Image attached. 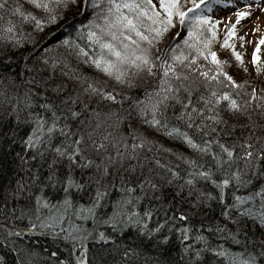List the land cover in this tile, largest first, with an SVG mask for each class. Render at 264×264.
<instances>
[{
	"label": "snow or ice",
	"instance_id": "snow-or-ice-1",
	"mask_svg": "<svg viewBox=\"0 0 264 264\" xmlns=\"http://www.w3.org/2000/svg\"><path fill=\"white\" fill-rule=\"evenodd\" d=\"M238 2L243 67L264 0H0V264H264V33L259 86L211 48Z\"/></svg>",
	"mask_w": 264,
	"mask_h": 264
},
{
	"label": "rangeland",
	"instance_id": "rangeland-1",
	"mask_svg": "<svg viewBox=\"0 0 264 264\" xmlns=\"http://www.w3.org/2000/svg\"><path fill=\"white\" fill-rule=\"evenodd\" d=\"M185 6H190L188 4V0H183ZM238 7H242L241 3H236L234 6L230 5H216L213 7L211 13V17L217 21H219L218 25L216 26L217 31V38L213 41L211 48L218 50L219 58L225 60L226 63L229 61V65L224 64V69L229 72L230 75L237 80L242 79L246 74L243 72V67H247L249 69L250 78H254V83L257 84L260 78L256 77V74L252 71L251 67V52L253 47L255 46L257 38L264 33V13L260 12L259 10H251V14L247 17H244L240 20L239 24L237 25V36L243 35L245 38V43L243 47L240 46V41L236 39V37L231 38V42L235 45L236 50L241 52L244 58L243 67L238 66L237 62L231 55V50L227 48H221L220 42L224 38V33L233 22H235V9ZM256 27L257 30L255 32L252 29ZM180 27L176 26L172 29H169L173 34L177 31H180ZM169 33V32H168ZM166 34V36L168 35ZM215 51V50H214ZM261 56L264 58V46H262ZM202 64H210L207 61H204L202 58L199 61ZM233 66V67H232ZM213 70V68H212ZM173 147V146H171ZM175 150L182 151L180 147L174 146Z\"/></svg>",
	"mask_w": 264,
	"mask_h": 264
},
{
	"label": "trees",
	"instance_id": "trees-1",
	"mask_svg": "<svg viewBox=\"0 0 264 264\" xmlns=\"http://www.w3.org/2000/svg\"><path fill=\"white\" fill-rule=\"evenodd\" d=\"M65 19H68V16H67V15L65 16ZM63 23H64V21L61 20L58 24H56V25H51V26H47V27L45 28L44 33H42L41 36H42V37H47L46 40H45L46 45H47V44L55 45V44H56V41L60 40V39L62 38L63 35H66V34H67L66 31H64V30H62V29L60 28V24H63ZM176 26H179V25L177 24ZM176 26H174V27H176ZM179 27H180V26H179ZM180 28H181V27H180ZM171 29H172V28H171ZM49 32H52V33H53V35L50 36V37L47 36V34H48ZM180 32H181V36L177 38L178 40L182 38V35H183V32H184V29L181 28V29H180ZM172 35H173V33H172L171 31H169L168 35L165 37V43H167V42L171 39ZM213 50L216 51V49H213ZM23 51H24V52H28V51H29V46H25V48L23 49ZM216 52H217V55H218V57H219V52H218V50H217ZM37 55H39V52L37 53ZM207 63L210 64V62H208V61H207ZM229 63H230L229 61L226 63L227 66L229 65ZM204 64H205V63H204ZM205 65H207V66L209 67L208 64H205ZM210 66H211V65H210ZM211 67H212V66H211ZM232 67H233V66H232ZM212 68H213V71H214V70H215L214 67H212ZM14 70H18V69L14 67ZM256 85L259 86V80H258V82H257ZM113 107H115V106H113ZM164 143H165V145L168 146V147H171V146H173V147H174V146L180 147V148L182 149V151L185 152V154H188V149H187L184 145H182L180 142H178V141H171V140H167V139H165V140H164ZM173 147H172V148H173ZM168 158H169V159H173L171 156H169ZM181 167H183V164H181Z\"/></svg>",
	"mask_w": 264,
	"mask_h": 264
}]
</instances>
